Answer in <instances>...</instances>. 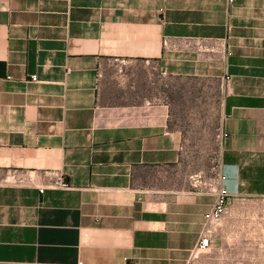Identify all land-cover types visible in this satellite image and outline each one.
Here are the masks:
<instances>
[{
    "label": "crops",
    "instance_id": "obj_1",
    "mask_svg": "<svg viewBox=\"0 0 264 264\" xmlns=\"http://www.w3.org/2000/svg\"><path fill=\"white\" fill-rule=\"evenodd\" d=\"M220 186L264 195V0H0V264H188Z\"/></svg>",
    "mask_w": 264,
    "mask_h": 264
},
{
    "label": "rangeland",
    "instance_id": "obj_2",
    "mask_svg": "<svg viewBox=\"0 0 264 264\" xmlns=\"http://www.w3.org/2000/svg\"><path fill=\"white\" fill-rule=\"evenodd\" d=\"M186 91L195 95V82L169 79L150 67V105L165 101L178 108L195 102ZM212 232L211 245L195 249L188 264H264V195L229 199Z\"/></svg>",
    "mask_w": 264,
    "mask_h": 264
},
{
    "label": "built area",
    "instance_id": "obj_3",
    "mask_svg": "<svg viewBox=\"0 0 264 264\" xmlns=\"http://www.w3.org/2000/svg\"><path fill=\"white\" fill-rule=\"evenodd\" d=\"M230 2L233 0H229ZM33 79H36V75H32ZM226 133L223 132L222 135H219V140L223 141L226 137ZM12 177V182L16 184L25 183V179L23 177L17 176L14 173H10ZM64 181L60 178L58 181H55L54 184L56 185H63ZM43 191V189H41ZM216 198L215 202L210 209L209 212L206 213V221L210 225L207 226L206 229L203 231L195 249H203L207 248L211 245V237H212V226L217 224L223 214L225 213L229 201V191L225 186H220L215 190Z\"/></svg>",
    "mask_w": 264,
    "mask_h": 264
}]
</instances>
